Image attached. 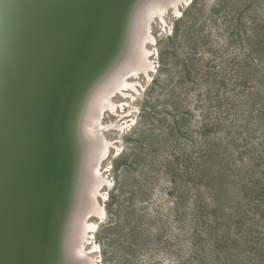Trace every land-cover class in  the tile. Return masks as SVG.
<instances>
[{"label": "rangeland", "instance_id": "1", "mask_svg": "<svg viewBox=\"0 0 264 264\" xmlns=\"http://www.w3.org/2000/svg\"><path fill=\"white\" fill-rule=\"evenodd\" d=\"M167 18L153 21L157 67L137 82L126 132H107L95 253L71 255L264 264V0H190Z\"/></svg>", "mask_w": 264, "mask_h": 264}, {"label": "bare ground", "instance_id": "2", "mask_svg": "<svg viewBox=\"0 0 264 264\" xmlns=\"http://www.w3.org/2000/svg\"><path fill=\"white\" fill-rule=\"evenodd\" d=\"M140 1L136 0L128 18L129 7L134 0H42L31 22L23 19L24 13L20 15L24 28L12 52L15 54L12 74L0 83V264H80L71 255L72 245H75L74 254L78 255L75 256L85 257V261L95 253L91 239L97 231L98 222L104 219L102 192L109 188L106 174L110 168L104 163L112 157V148L117 143L109 139L107 132H126L127 127L121 121L128 122L126 117L131 115L130 108L134 107L133 97L141 92L137 82L145 74L152 76L156 70L152 55L155 53L151 50L157 41L154 23L163 25L162 20L169 26L167 14L179 13L182 6L190 3V0ZM0 2L3 14L1 25L5 31L4 16L9 13L13 1ZM24 4L27 3L20 2L19 6L22 8ZM26 8L29 11L31 7ZM26 15L29 19V14ZM67 36L74 39L73 75L62 102L59 129L61 123L63 125L64 110L72 86L82 68L85 65L87 68L85 80L81 82L72 105L67 153L70 166L65 167V176L62 175L58 154L50 199L44 203L42 213V203H39V211L35 213L32 210L33 201L28 200L31 192L26 196L23 193L27 185H24V180L28 183L27 167L25 169V164L18 167L16 156L12 168H9L7 150L13 147L12 129L18 105L21 101L23 104L26 86L32 85L34 90L39 91L40 98L34 97L31 106L44 101L42 94L45 86H38L40 79L48 77L49 71L45 69L47 74L42 72L43 66H40L43 60L38 61L37 57L44 47H48L45 45L46 38L50 43L46 52H50L49 58H55ZM3 39L0 36V50ZM119 48L120 54L116 58L114 55ZM58 55L61 57L62 54ZM113 59L115 61L112 62ZM60 60L53 64L52 70H58ZM105 67L84 96L89 80L99 75ZM37 68L39 71L36 74L33 69ZM107 114L120 118V121L106 122ZM58 136H61V132L57 130L56 139ZM74 169V197L68 212V183ZM19 177L23 182L20 188ZM84 187L91 195L82 193ZM81 261L83 264L84 260ZM90 264L96 263L92 261Z\"/></svg>", "mask_w": 264, "mask_h": 264}, {"label": "water", "instance_id": "3", "mask_svg": "<svg viewBox=\"0 0 264 264\" xmlns=\"http://www.w3.org/2000/svg\"><path fill=\"white\" fill-rule=\"evenodd\" d=\"M12 1L13 2H11V9L9 10V13H7L4 16L5 23L7 26L5 31L2 30L3 27L1 25V21L3 14L1 12L2 10L0 9V36L4 37L2 48L0 50L1 52L0 53L1 54L0 83L3 82V79L5 77L7 79L8 76L12 74V66L15 63V59H14L15 54L14 53L12 54V52H14V45L18 44V40L24 28V25L20 21V15L24 13L25 16H23V19H25L26 21L29 20L31 22L32 20L31 18H33L37 12L36 10L37 6H39L40 2H42V0H24V1L12 0ZM20 2H24L27 4H24L23 7L21 8V6H19ZM32 2L34 4H30ZM135 2L136 0H134V2L129 7L127 18L129 16L130 11H132V8L135 6L136 4ZM141 2H143V0H141L140 3ZM140 3L137 5V7L140 5ZM26 7L28 8L31 7L29 10L30 13ZM26 14H29V19L26 18L27 17ZM122 31L124 33V26ZM47 34L48 33L44 35L46 36ZM73 41H74L73 37L67 36L63 47L59 50L56 57L54 58L52 56V54L55 53V50H53L52 54H50V56L52 57L49 58L50 52L47 53L46 51L47 49H49L50 43L49 41H47L46 38L45 45H48V47H44L43 51L37 57L38 61L43 60L42 65L40 66V67L43 66V68H41V70H43L42 72H44L45 69H47L46 71H49L48 77L45 80L40 79V84H39L40 86H38V87L45 86L44 92L42 94L44 101L40 103L38 101V103L31 106L34 97L40 98V95H38L39 91L34 90L32 85L26 86L27 90L23 94L25 95L23 99V104L21 101L18 105L16 118L14 121L15 125H13V129H12L11 139L13 140V147H9V149L7 150V154L10 159L9 168H12L13 161L16 156L18 157V167H21L22 164L23 165L25 164V169L27 167V172L29 175L28 183L25 179L24 185L25 184L27 185L23 193L24 196H26V194L28 195V193L31 192L28 200L33 201L31 202L32 210L33 211L35 210V213L39 211V207H40L39 203H42V210H41L42 213L44 203H46V201H49L50 199V190L52 183L51 181H52V176L55 172V166H56V160L58 154H59V160L63 173L62 175L65 176L64 174L66 170L65 167L70 166L69 158H67L68 157L67 153H69L68 129L69 127L72 126L71 117H72V107L74 106L73 102L75 96H77L78 94L79 88L81 86V82L82 81L84 82L85 80L84 73L87 69L85 65L82 68L81 72L79 73L78 77L76 78L72 86L64 110L63 125L61 123L62 127L60 126L59 129V123H60L59 114L61 112L60 110H61L62 102L64 100V95L68 89V86L71 81V77L73 75L72 74L73 71L72 63H74ZM80 50H81V46L79 47V51ZM116 52L117 53H115L116 55L114 56L118 57V55L120 54V48L117 49ZM59 53L62 54L61 57L58 55ZM59 59L61 60L59 61V64L57 66L58 70L57 71L52 70L53 64H55ZM114 59L112 60V62L115 61ZM69 63L70 65H68ZM37 69L36 70L33 69V72H35L36 74L39 71V69L38 70ZM105 69L106 67L99 73V75H95L89 80L88 85L85 86V90H84L85 93L83 91L84 96H86L88 91L93 86L95 80L100 76V74ZM46 71L45 74H47ZM57 130L58 133L59 131L61 132V136L60 137L58 136V139H56ZM75 176H76V169L73 170L71 179H69L70 181L68 183V186L70 188L68 209H67L68 212L73 202L72 196L74 197L73 190H74ZM18 186L19 188L23 186V182L22 179H20V177L18 179Z\"/></svg>", "mask_w": 264, "mask_h": 264}]
</instances>
